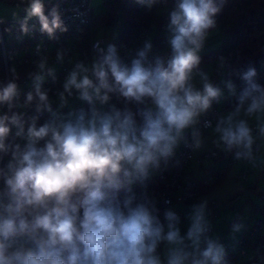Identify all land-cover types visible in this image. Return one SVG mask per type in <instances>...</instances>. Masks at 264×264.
<instances>
[{
  "label": "clouds",
  "instance_id": "9594fccd",
  "mask_svg": "<svg viewBox=\"0 0 264 264\" xmlns=\"http://www.w3.org/2000/svg\"><path fill=\"white\" fill-rule=\"evenodd\" d=\"M159 2L136 0L149 10ZM226 3L175 0L166 25L167 60H149L151 42L130 63L115 44L105 51L94 42L89 62L68 59L73 67L63 90L55 92L57 110L51 89L44 87L48 77L57 82V68L47 56L40 55L36 70L28 73L27 92L17 83L16 67L9 69L12 79L0 81V264H229L225 245L211 234L207 199L189 206L183 230L175 211L166 209L161 221L146 184L169 168L182 144L193 152L204 149L208 138L202 129L211 130L216 149L257 166L264 143V85L254 79L256 68L240 75L239 90L230 78L220 82L223 87L214 83L201 68V52ZM23 11V18L13 13L17 40L36 30L33 19L52 41L69 30L59 2L46 9L45 0H27ZM68 53L57 50V64ZM113 97L125 106L118 107ZM70 98L87 107L69 108ZM226 98H235L229 110L205 118ZM133 102L135 111L128 107ZM44 113L49 118L38 124ZM137 185L143 189L139 194ZM243 227L232 223L231 233ZM257 264H264V255Z\"/></svg>",
  "mask_w": 264,
  "mask_h": 264
},
{
  "label": "trees",
  "instance_id": "16d2710c",
  "mask_svg": "<svg viewBox=\"0 0 264 264\" xmlns=\"http://www.w3.org/2000/svg\"><path fill=\"white\" fill-rule=\"evenodd\" d=\"M6 1L11 3V0ZM50 1H45L46 8L49 6ZM174 3L175 0H160L159 3L149 10L147 7L137 4L136 0H105L103 12L96 18L91 13L90 25L82 28L74 41H72V45H74L79 53L78 60L84 61L90 58L91 39L96 36L95 28L98 21H101V23H105V28L114 27L121 30L115 40L109 43L115 44L118 49V55L126 63H130L131 59L136 57L137 51L143 48L142 41L151 32H159L167 24L163 25V19L168 17V13L173 8ZM216 19L218 24L217 29L224 37V40L219 47L201 55L202 65H213L216 62L222 63L220 58L223 57V64H226L223 77L232 79L236 83L238 90L243 87V81L240 79V75L248 67H255L258 75L254 79L256 82L264 85V0H227L221 14ZM145 29L148 30L147 37L137 41L138 34ZM61 39H68V37H62ZM167 39L156 38L153 41V47L157 46L158 48L156 50L151 49L148 54L149 60H152L155 56H161L167 60L170 56ZM163 41H165L164 44H161ZM106 46H104L105 51ZM59 48L67 49L66 45L61 42L59 45H54L52 48H49V53L54 55ZM71 68L66 71L57 72V82L55 84L51 81V77H48L46 80L48 84L45 82L44 87L51 89L49 95L53 103L56 100L55 92L62 88L64 77ZM16 69L19 77H28L29 72L35 71L30 64L17 66ZM2 78L3 70L0 60V81ZM10 79H12V76ZM112 102L121 108L126 103L122 99L117 100L115 97H113ZM234 103L235 98H231L226 105L231 107ZM128 107L135 111L137 105L133 102L128 104ZM66 110L68 109H61V111ZM28 115H35L34 109L28 110ZM48 118L49 115L44 113L40 116L37 123L42 124ZM233 161L235 159L231 154L228 164ZM222 176L221 173L217 174L218 182H220ZM155 181L156 173L154 177L146 181L150 185V192L152 193L155 192ZM262 255H264V250L262 251Z\"/></svg>",
  "mask_w": 264,
  "mask_h": 264
},
{
  "label": "crops",
  "instance_id": "0c3cea01",
  "mask_svg": "<svg viewBox=\"0 0 264 264\" xmlns=\"http://www.w3.org/2000/svg\"><path fill=\"white\" fill-rule=\"evenodd\" d=\"M0 1L5 4L11 5V7H15V10L18 11L17 15L19 18H23V16L25 15L22 7L26 6L27 0H11V3H8L6 0ZM104 1L105 0H91V3L93 5L92 14L94 18H96L103 12ZM12 20H14L13 16H11V19L5 18L4 22ZM32 21H35V19H33ZM104 24V22L101 23V21H98L95 28V33L97 37H100L103 40L104 46H106L109 42L115 40L121 30H118L114 27L105 28ZM166 25L162 27L159 32H151L149 36L142 41L143 47L145 42L153 43L156 38H168L169 33H167L166 31ZM17 35H19V33ZM25 38H27V36H23L22 40H24ZM223 40L224 37L222 36L220 31L218 29L214 30L209 40L207 41L204 50L201 52V55L219 47ZM37 42L38 44L42 43L40 42V39L37 40ZM44 42L46 44L48 43V41ZM60 43L61 42H57V40L54 41V45H59ZM168 49H170L169 44ZM201 68L210 76L212 71V64H204L201 66ZM225 79L226 78L223 77L221 81ZM197 83H199V77H197ZM221 87H223V84H221ZM230 99L231 98H226L224 102L219 105V108L222 110V112L227 111L231 108L230 106L226 105L228 100ZM204 135L208 138L206 146L204 149L194 152L193 160L191 161L187 170L188 177L198 187L199 197L194 202L177 204L173 208L180 213L182 228L183 230H186L187 220L185 219V212L190 205L200 202L203 199H207L208 202L210 200L221 202L222 206L217 210L215 218H213L212 220L208 218L212 224L211 234H213L214 236H219L221 242L225 245V248L227 250V260L229 261V264H250L254 256V247L252 245L246 246L245 254H242V248L238 245V243L251 228L253 221L259 216L261 208L263 206L260 196L264 193V164H260L259 161H264V143H260L258 141V144L260 143L259 152L257 153L259 161L256 167H253L246 161L237 160H235L231 164H228V160L231 154L228 155L224 152H221L212 145L210 129ZM210 153H215V156H206ZM242 171H249L246 181L237 179L236 177ZM210 173H221V175L223 176L220 182H218V180L216 179L215 181L209 183L207 186L200 185V183ZM154 176L155 174L150 176V178ZM148 193L152 192H150L149 190ZM150 197L152 196L150 195ZM165 210L163 209L160 213L162 222H164L163 213ZM232 223H241L244 225V227L239 233L232 234ZM163 248L164 246L161 245V254L163 253Z\"/></svg>",
  "mask_w": 264,
  "mask_h": 264
},
{
  "label": "built area",
  "instance_id": "2783aa9c",
  "mask_svg": "<svg viewBox=\"0 0 264 264\" xmlns=\"http://www.w3.org/2000/svg\"><path fill=\"white\" fill-rule=\"evenodd\" d=\"M46 1V0H45ZM59 2L60 10L62 12V18L64 19L66 25L68 26V32L66 33H57L59 38L68 37L71 41L77 37L78 32L89 26L91 23V13L92 6L91 0H51L50 4L47 8H50L53 3ZM46 8V9H47ZM163 25L168 23V17L163 19ZM31 24L36 25V30L31 34L27 35V38L22 40L21 46H12L9 44L7 46L6 41L13 39L19 33V24L16 20L7 21L0 24V60L2 63L3 70V78L1 81H6L11 78V73L9 69L14 65L15 67L30 64L36 70V62L40 59V55H45L49 58V66H54L57 64L55 56L56 54H50L49 48L45 42L38 44L37 40H39L42 36L38 29L39 24L38 21H30ZM12 28V32L9 34L6 32V38L4 36V30L6 28ZM152 28V27H151ZM148 35V30H143L138 34V40H142L146 38ZM98 41L99 46L104 49L103 40L100 37L94 36L91 39L90 44V58L94 55L93 52V43ZM165 41L161 42L164 44ZM37 45L41 46V53L37 54L36 47ZM158 47L154 46L152 50H156ZM74 45L71 46L68 56L71 53V50H74ZM221 63H215L212 65V73L210 74V79L221 86V79L223 78V73L226 64L224 67H220ZM48 79V78H47ZM18 84L23 89L24 92L30 90L31 81L28 77L20 76L18 80ZM46 84L48 82L46 81ZM63 89H59L58 91H62ZM56 97V96H55ZM23 99V96L21 97ZM79 108V107H87L86 102L81 105H74L70 108ZM53 109H59V100L56 97L55 102L53 103ZM32 110V109H29ZM61 110V109H60ZM68 110L64 111L67 112ZM222 110L219 106H214V111L209 113V115L205 118L213 119L215 115H218ZM49 115V114H48ZM204 134L208 130L202 129ZM259 152V150H258ZM257 152V153H258ZM206 156H215V153L207 154ZM194 152L183 146L179 147L176 151L175 157L169 162V168L166 171H161L160 173H156V181H155V192L148 193L157 201V208L159 209V217L161 211L164 209H170L172 211L177 212L173 207L177 204H185L191 203L198 199L199 190L197 185L188 177L187 170L188 167L193 160ZM180 160L179 166H173L175 160ZM234 162V161H233ZM230 162L229 164L233 163ZM163 169V164H162ZM249 171H242L236 177L237 179H241L246 181L248 177ZM217 179L216 173H210L201 183L202 186H207L209 183L215 181ZM147 184V191L150 190V185ZM134 190L139 194L143 189L137 185ZM263 206L261 208L259 216L253 221L251 228L247 231L244 237L239 241L238 245L242 248L241 253L245 254V248L248 245H252L254 247V256L251 260L250 264H257V259L260 255H262V251L264 250V193L260 196ZM165 201H171V203H165ZM222 206V203L216 200H210L208 202V218L212 220L216 216L217 210ZM179 215L180 213L177 212ZM181 217V215H180ZM161 219V217H160Z\"/></svg>",
  "mask_w": 264,
  "mask_h": 264
},
{
  "label": "rangeland",
  "instance_id": "374dc122",
  "mask_svg": "<svg viewBox=\"0 0 264 264\" xmlns=\"http://www.w3.org/2000/svg\"><path fill=\"white\" fill-rule=\"evenodd\" d=\"M91 6L93 8L92 3H91ZM24 7H22V8L24 9ZM15 9H16L15 7H11V5L5 4L2 1H0V19H2V20H4L5 18L6 19H11V16H13V13L18 14V11H16ZM6 35H7L6 32H4L5 38H6ZM17 36L18 35H16L11 40H7L6 41L7 46L9 44H13L15 46H20L21 40L23 39V37L20 40H17L16 39ZM44 41H48V43H47L48 48H52L54 46V41L49 40L46 36L40 38V42H44ZM57 42H63L66 45L67 49H69V50H70V48L72 46V41L69 40V39H61V40L59 39V40H57ZM68 59H71L73 63L75 61H77L79 59L78 51L76 49L71 50V55L69 57H66V61H65V63L63 65H59V64L54 65L57 68V72L66 71V70H68L69 68H71L73 66V63H69ZM90 60H91V58H89L87 60H84V61L89 62ZM216 63H220V62H216ZM211 73H212V71H211ZM65 77H64V79H65ZM83 103L84 102L78 101L75 98H73V99L70 98L69 107H72L74 105H81ZM248 251H249V249H248Z\"/></svg>",
  "mask_w": 264,
  "mask_h": 264
}]
</instances>
